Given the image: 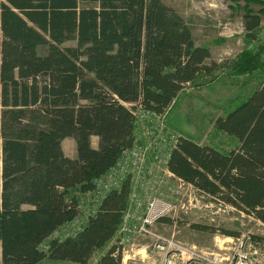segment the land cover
I'll return each instance as SVG.
<instances>
[{
    "label": "trees",
    "instance_id": "16d2710c",
    "mask_svg": "<svg viewBox=\"0 0 264 264\" xmlns=\"http://www.w3.org/2000/svg\"><path fill=\"white\" fill-rule=\"evenodd\" d=\"M230 1L243 11L246 41L257 42L224 65L162 0H0V264H120L109 244L126 184L74 235L55 233L77 216L76 193L91 191L132 145L135 104L162 114L187 86L210 85L225 67L230 76L262 71L264 10L250 5L264 0ZM214 127L238 145L224 152L178 135L168 170L264 224V81ZM65 137L75 139L74 158Z\"/></svg>",
    "mask_w": 264,
    "mask_h": 264
},
{
    "label": "rangeland",
    "instance_id": "374dc122",
    "mask_svg": "<svg viewBox=\"0 0 264 264\" xmlns=\"http://www.w3.org/2000/svg\"><path fill=\"white\" fill-rule=\"evenodd\" d=\"M162 1L184 18L191 28L196 43L204 45L210 50L211 60L227 65L235 60L242 50H256L255 42L257 41L249 44L244 37L241 23L243 11L235 8L230 0ZM250 7L255 12L262 8L264 10V5L251 4ZM260 31H263V34L258 35V39L264 41V11L258 33ZM74 44V41H67L63 45ZM262 59L264 63V50ZM222 71L216 72L219 75L210 85L200 89L187 86L173 101L164 118L167 127L173 133L189 137L201 145H210L227 152L235 148L238 142L234 137L216 130L214 120L247 98L264 81V68L261 72L242 76L228 75L226 67ZM142 123L148 125L146 121ZM73 141L75 143L73 150H76L74 138ZM90 144L94 148L97 147L98 138L91 136ZM67 147L66 144V151L69 149ZM167 182L172 185L171 189L178 187L175 181L170 178L167 179ZM166 193L172 197L176 196V193ZM81 204L83 207L85 205L91 207L86 199ZM166 217L169 218V221H159L154 226V231L157 234L167 238L173 237L182 245L196 246L199 250L208 252L218 249V244L221 241L218 238L216 240V237H220V239L229 237L221 232L223 229L236 231L239 233L238 236H248L250 240L251 235L264 236V224L262 222L231 205L211 200L197 190L192 191V196L188 197V191L179 188L176 208ZM82 223L83 225L86 223L84 218ZM192 223L209 225L215 229V232L195 230L190 226ZM73 225L74 223L72 225L71 223L66 224L64 228L56 231V236L74 235L73 232L77 230ZM259 259L264 264V245L262 244H260Z\"/></svg>",
    "mask_w": 264,
    "mask_h": 264
},
{
    "label": "built area",
    "instance_id": "2783aa9c",
    "mask_svg": "<svg viewBox=\"0 0 264 264\" xmlns=\"http://www.w3.org/2000/svg\"><path fill=\"white\" fill-rule=\"evenodd\" d=\"M165 113L157 114L139 104L134 105L132 145L124 149L105 174L95 180L91 191L76 193L79 212L68 223H74L75 229L81 230L96 214L103 199L112 191H121L126 184L122 219L109 244L114 246V253L119 254L120 264H263L259 259L260 244H255L248 236L216 237L221 241L218 249L208 252L196 246L182 245L173 237L167 238L154 231L159 220L176 208L179 188L188 191V197L196 190L167 168L178 135L167 127ZM145 121L148 125L142 123ZM169 178L178 187L171 189L172 185L167 182ZM166 192L176 193V196ZM84 199L91 207L82 206Z\"/></svg>",
    "mask_w": 264,
    "mask_h": 264
},
{
    "label": "crops",
    "instance_id": "0c3cea01",
    "mask_svg": "<svg viewBox=\"0 0 264 264\" xmlns=\"http://www.w3.org/2000/svg\"><path fill=\"white\" fill-rule=\"evenodd\" d=\"M93 137H97V136H92V138ZM62 148H63V151H64V153L66 154V155H68V156H70V157H73L74 155H76V150H73V148H74V145H75V143H74V141H73V137H65L63 140H62ZM66 144L68 145V147L67 148H69V149H67V151H66V149H65V146H66ZM70 150V151H69ZM73 150V151H72ZM61 228H64V225H63V227L61 226L60 227V229ZM95 257H97V255L95 256ZM94 258V257H93ZM94 260V259H93Z\"/></svg>",
    "mask_w": 264,
    "mask_h": 264
}]
</instances>
